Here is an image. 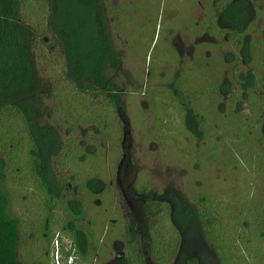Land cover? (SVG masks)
I'll use <instances>...</instances> for the list:
<instances>
[{"label": "rangeland", "instance_id": "obj_1", "mask_svg": "<svg viewBox=\"0 0 264 264\" xmlns=\"http://www.w3.org/2000/svg\"><path fill=\"white\" fill-rule=\"evenodd\" d=\"M209 2L96 0L109 47L121 62L119 71L111 73L115 81L111 83L122 85L124 90L121 114L103 97L76 93L63 80L64 60L57 44L48 48L40 45L35 66L50 92L47 107L52 112L50 121L63 141L62 154L69 153L70 144L79 145L77 152L83 155L93 152L94 156L97 148L100 160L80 164L78 174L83 177L99 173L105 187L100 194L86 199L79 219L73 221L86 238L79 255L62 231L68 218L63 214L62 200L53 212H48L35 190L26 188L21 197L15 194L10 212L19 224L17 254L21 263L100 264L101 256L104 262L114 260L124 250L127 210L135 214L138 211V203L126 204L124 198L129 199L132 189L139 185L189 204L203 196L214 203L233 201L237 207L264 197V119L251 116L248 108L240 113L247 96L237 90V76L253 64H246L238 56L231 35L225 32L210 43L213 46L207 42V34L206 41H202L201 30L206 24L203 10ZM42 4L46 8L45 0ZM89 5L86 9L90 12ZM252 5L261 12L259 18L251 20L258 33L248 30L241 37L244 42L263 37L259 29L263 26L264 5ZM46 13V9L36 8L30 13L21 12V17L27 21L33 18L34 24L29 21L35 30V24L46 20ZM45 36L50 37L47 33ZM231 50L235 61L232 66H224L220 58ZM176 87L184 97L190 95L188 103L180 108V117L173 112L178 108L172 92ZM252 94L254 98L259 96L257 91ZM170 100L175 101L173 106L168 105ZM68 115L72 116L69 121L65 120ZM88 115L97 117L94 123H89ZM185 120L203 130L202 139H186L182 132ZM69 125L75 131H67ZM48 217L52 220L49 244L41 233ZM184 239L183 261L219 264L202 239L200 247L195 235L187 232Z\"/></svg>", "mask_w": 264, "mask_h": 264}, {"label": "trees", "instance_id": "obj_2", "mask_svg": "<svg viewBox=\"0 0 264 264\" xmlns=\"http://www.w3.org/2000/svg\"><path fill=\"white\" fill-rule=\"evenodd\" d=\"M43 1L0 0V264H23L17 254L19 224L10 212L15 194L21 197L26 188L35 190L48 212H53L62 200L63 214L68 217L65 235L78 245L76 254L79 255L84 240L73 221L87 204L86 199L100 194L105 187L99 173L83 177L78 174L80 164L97 162V148L94 156L93 152L83 155L77 152L79 145L70 144L69 153L62 154L63 141L50 121L52 112L47 107L50 92L35 66L41 47L57 44L64 60L63 80L76 93L82 97H103L117 114L124 112L120 105L123 87L111 83V73L119 71L121 62L109 47L96 0H45L46 8ZM254 2L264 5V0H210L206 11L203 10L206 24L201 32L213 40L222 32L231 35L232 48L236 47L238 56L246 64H253L237 76V90L247 96L240 113L248 108L251 116L264 119V20L259 29L262 38L249 42L241 38L248 30L258 33L251 20L259 18L261 12L253 7ZM89 4L90 12L86 9ZM36 8L46 9L47 15L33 30V18H29L31 23L23 20L21 12L30 13ZM46 33L50 37L46 38ZM233 51L220 58L224 66L233 65ZM255 91L259 96L254 98ZM172 92L178 107L173 112L180 117V108L188 103L190 95L186 93L184 97L177 87ZM174 100L168 105L173 106ZM67 112L71 113L70 108ZM87 117L89 123L97 119ZM71 119L68 115L65 120ZM184 125L182 132L186 139H202L201 128L188 120ZM71 128L69 125L67 131L71 132ZM263 198L235 207L233 201L214 203L199 196L194 204H189L169 193L152 192L145 185H139L132 189L129 199L124 198L126 204L138 203V211L135 214L127 210L129 220L124 227L122 264H200L197 259L183 261L181 252L186 246L187 232L198 239L197 247L202 239L219 264H256V261L264 264ZM94 204L99 205L97 201ZM200 253L202 257L204 254Z\"/></svg>", "mask_w": 264, "mask_h": 264}, {"label": "flooded vegetation", "instance_id": "obj_3", "mask_svg": "<svg viewBox=\"0 0 264 264\" xmlns=\"http://www.w3.org/2000/svg\"><path fill=\"white\" fill-rule=\"evenodd\" d=\"M205 35L206 34H204V37H203V39H202V41L206 38L205 37ZM205 41H206V39H205ZM207 42L210 44V43H213L214 41H213V39H211V37L210 36H208L207 37ZM206 53H208V52H206ZM264 132V131H263ZM79 219V218H78ZM77 219V220H78ZM51 222H52V220H50V219H46V223L44 224V226H43V228H42V230H41V233L43 234V236H44V238H45V240H46V242H48V244H49V242H50V233H51V231H52V229H51ZM53 226V225H52ZM67 225H66V222H65V225H64V229H62V231L63 232H67L68 230H67V227H66ZM75 227H76V224H75ZM76 229L78 230V231H80V229L78 228V226L76 227ZM66 234V233H65ZM81 237L83 238V240L84 239H86L83 235H81ZM123 238H124V236H123ZM122 238V239H123ZM88 244V243H87ZM77 245V244H76ZM76 245H74L73 244V248L74 249H78V245L76 246ZM124 239H123V244H122V248H124ZM123 259H124V253L121 251L119 254H117V255H115L114 256V260H109L108 262H104L103 260H104V258H102V256H101V259H100V264H112V263H114V262H118L119 264H122V262H123Z\"/></svg>", "mask_w": 264, "mask_h": 264}]
</instances>
